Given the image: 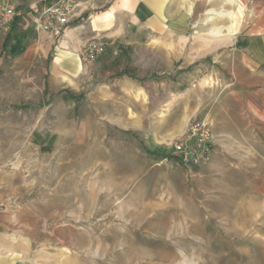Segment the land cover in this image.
Instances as JSON below:
<instances>
[{
  "label": "rangeland",
  "instance_id": "374dc122",
  "mask_svg": "<svg viewBox=\"0 0 264 264\" xmlns=\"http://www.w3.org/2000/svg\"><path fill=\"white\" fill-rule=\"evenodd\" d=\"M187 2L185 33L107 42L65 83L14 65L5 39L0 232L19 245L11 263L264 264L255 94L264 84L240 52L260 2ZM222 11H231L232 32L213 35L229 23ZM193 120L212 134L199 166L171 153Z\"/></svg>",
  "mask_w": 264,
  "mask_h": 264
},
{
  "label": "crops",
  "instance_id": "0c3cea01",
  "mask_svg": "<svg viewBox=\"0 0 264 264\" xmlns=\"http://www.w3.org/2000/svg\"><path fill=\"white\" fill-rule=\"evenodd\" d=\"M54 1L0 0V8L10 5L15 10L12 29L5 33L0 28V50L7 38L2 50L14 65L61 83L75 80L89 64L81 60L82 47L88 39L97 37L118 44L124 35L185 33L191 14L187 0H73L68 22H55L52 31L35 29L42 8ZM259 2L256 15L259 20L255 30L245 37L240 52L245 68L258 72L261 78L258 84L263 85L264 2ZM255 94H259L263 110L260 112L264 116V88ZM260 193H264V188ZM0 242V264H13L9 258L11 252H19V245L3 232Z\"/></svg>",
  "mask_w": 264,
  "mask_h": 264
},
{
  "label": "built area",
  "instance_id": "2783aa9c",
  "mask_svg": "<svg viewBox=\"0 0 264 264\" xmlns=\"http://www.w3.org/2000/svg\"><path fill=\"white\" fill-rule=\"evenodd\" d=\"M73 0H55L52 4L42 8L35 21V29L52 31L54 23L64 24L69 20ZM15 10L10 5L0 8V25L5 30L12 29ZM108 43L100 38L88 39L82 47L81 60L93 63L107 50ZM212 134L209 126L202 120H193L186 130L171 146V153L184 165L199 166L210 159Z\"/></svg>",
  "mask_w": 264,
  "mask_h": 264
},
{
  "label": "bare ground",
  "instance_id": "6f19581e",
  "mask_svg": "<svg viewBox=\"0 0 264 264\" xmlns=\"http://www.w3.org/2000/svg\"><path fill=\"white\" fill-rule=\"evenodd\" d=\"M215 14L217 16L224 17V18L228 19L229 20V23L226 26H224V27H222V26L221 27H215L213 25L214 26L213 29L210 30V31H212V34L213 35H219L218 33H219V31H221V28L226 29L227 33H231L232 32V26H233V24H232V14H231V11H227V12H223V11L222 12H215Z\"/></svg>",
  "mask_w": 264,
  "mask_h": 264
},
{
  "label": "trees",
  "instance_id": "16d2710c",
  "mask_svg": "<svg viewBox=\"0 0 264 264\" xmlns=\"http://www.w3.org/2000/svg\"><path fill=\"white\" fill-rule=\"evenodd\" d=\"M6 40H7V38H6ZM6 40H5V41H6Z\"/></svg>",
  "mask_w": 264,
  "mask_h": 264
}]
</instances>
